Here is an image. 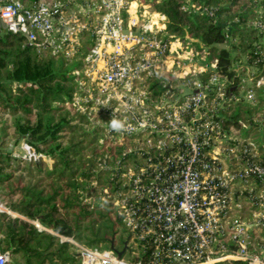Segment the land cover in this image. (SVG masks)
Returning <instances> with one entry per match:
<instances>
[{"label": "built area", "instance_id": "built-area-1", "mask_svg": "<svg viewBox=\"0 0 264 264\" xmlns=\"http://www.w3.org/2000/svg\"><path fill=\"white\" fill-rule=\"evenodd\" d=\"M162 1L0 0L5 30L75 64L70 104L120 149L108 167L115 171L112 191L105 189L103 199L118 209L127 238L121 247L99 249L69 241L80 264H264L259 145L223 125L230 105L256 103V90L264 95L261 60L232 48L240 19L227 20L221 45L232 49V75L221 74L201 43L169 34L166 17L154 10ZM185 1L183 11L219 21L213 9ZM250 8L251 24L264 31L262 1ZM112 118L125 129L111 130ZM25 146L34 159L45 158ZM0 212L16 216L1 201ZM0 264H12L1 237Z\"/></svg>", "mask_w": 264, "mask_h": 264}, {"label": "trees", "instance_id": "trees-1", "mask_svg": "<svg viewBox=\"0 0 264 264\" xmlns=\"http://www.w3.org/2000/svg\"><path fill=\"white\" fill-rule=\"evenodd\" d=\"M191 1L213 9L219 21L183 11L185 0H163L154 4V10L166 17L169 34L197 40L208 49L210 59L218 60L219 72L231 76L232 49L219 46L227 40L224 23L239 18L240 24L232 30L237 39L232 48L238 49L239 56L249 51L252 58H260L258 74L264 75V31L251 24L254 0ZM74 65L39 53L23 35L0 28V200L16 214L0 212V237L12 264H80L79 250L69 240L90 248L117 247L122 217L103 195L105 189L112 191L115 171L108 167L120 149L108 142L88 115L70 104ZM256 97V103L241 99L228 107L223 122L228 131L264 133L262 90H256ZM6 139L13 146L26 141L52 165L42 158L37 163L15 157L5 148ZM258 152L256 159L264 165V143Z\"/></svg>", "mask_w": 264, "mask_h": 264}, {"label": "rangeland", "instance_id": "rangeland-1", "mask_svg": "<svg viewBox=\"0 0 264 264\" xmlns=\"http://www.w3.org/2000/svg\"><path fill=\"white\" fill-rule=\"evenodd\" d=\"M242 134L245 137L249 136L251 139H254L259 145L264 143V141H263L264 133L256 134L252 131H249L248 129H245V131H243ZM101 136L103 137L104 135L101 134ZM6 142H7V145L5 146V148L7 147L8 151H12L14 153L15 157L21 158V159H26L28 161H34V160H36L38 162L40 161V159H34L33 157L30 156L29 152L26 149L24 140L20 141L16 146H13L12 140H10V139H6ZM43 161L49 166L52 165V163H53V161L49 158H43ZM116 233H117L116 234L117 246L121 247V245H120L121 242H123L127 238V232H126V229H125L123 222L121 223V227L118 228V230H116Z\"/></svg>", "mask_w": 264, "mask_h": 264}, {"label": "clouds", "instance_id": "clouds-1", "mask_svg": "<svg viewBox=\"0 0 264 264\" xmlns=\"http://www.w3.org/2000/svg\"><path fill=\"white\" fill-rule=\"evenodd\" d=\"M108 124L111 130L115 132H120L125 129V123L122 120L116 118H112Z\"/></svg>", "mask_w": 264, "mask_h": 264}, {"label": "water", "instance_id": "water-1", "mask_svg": "<svg viewBox=\"0 0 264 264\" xmlns=\"http://www.w3.org/2000/svg\"><path fill=\"white\" fill-rule=\"evenodd\" d=\"M0 28L3 29V30L6 29L4 23L1 20H0ZM37 163H38V161H37ZM126 246H127V242H125L124 248L121 251L118 252V257L119 258H121L124 255L125 250H126Z\"/></svg>", "mask_w": 264, "mask_h": 264}, {"label": "crops", "instance_id": "crops-1", "mask_svg": "<svg viewBox=\"0 0 264 264\" xmlns=\"http://www.w3.org/2000/svg\"><path fill=\"white\" fill-rule=\"evenodd\" d=\"M219 47H220V48H223V46H222V45H220Z\"/></svg>", "mask_w": 264, "mask_h": 264}]
</instances>
